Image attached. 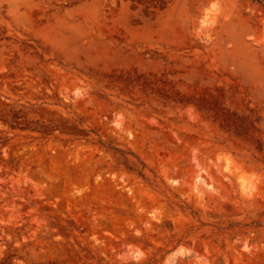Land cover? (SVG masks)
Listing matches in <instances>:
<instances>
[{"label": "rangeland", "instance_id": "obj_1", "mask_svg": "<svg viewBox=\"0 0 264 264\" xmlns=\"http://www.w3.org/2000/svg\"><path fill=\"white\" fill-rule=\"evenodd\" d=\"M0 264H264V8L0 0Z\"/></svg>", "mask_w": 264, "mask_h": 264}, {"label": "trees", "instance_id": "obj_2", "mask_svg": "<svg viewBox=\"0 0 264 264\" xmlns=\"http://www.w3.org/2000/svg\"><path fill=\"white\" fill-rule=\"evenodd\" d=\"M253 3L258 4L260 7L264 8V0H249ZM141 174V173H140ZM142 175V174H141Z\"/></svg>", "mask_w": 264, "mask_h": 264}]
</instances>
